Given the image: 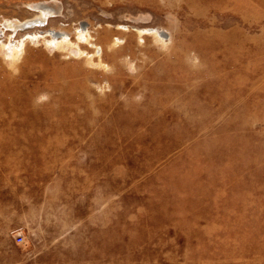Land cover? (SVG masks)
Here are the masks:
<instances>
[{"label":"rangeland","instance_id":"rangeland-1","mask_svg":"<svg viewBox=\"0 0 264 264\" xmlns=\"http://www.w3.org/2000/svg\"><path fill=\"white\" fill-rule=\"evenodd\" d=\"M0 264H264V0H0Z\"/></svg>","mask_w":264,"mask_h":264},{"label":"built area","instance_id":"built-area-1","mask_svg":"<svg viewBox=\"0 0 264 264\" xmlns=\"http://www.w3.org/2000/svg\"><path fill=\"white\" fill-rule=\"evenodd\" d=\"M18 243H19V244L23 243V238H21V237L18 238Z\"/></svg>","mask_w":264,"mask_h":264},{"label":"bare ground","instance_id":"bare-ground-1","mask_svg":"<svg viewBox=\"0 0 264 264\" xmlns=\"http://www.w3.org/2000/svg\"><path fill=\"white\" fill-rule=\"evenodd\" d=\"M27 25H28V24H26V25H24V26H22V27L19 25V26H17V27H18V28H20V27L23 28V27H26ZM17 27H15V28H17ZM18 28H17V29H18ZM56 38H58V37H56Z\"/></svg>","mask_w":264,"mask_h":264}]
</instances>
